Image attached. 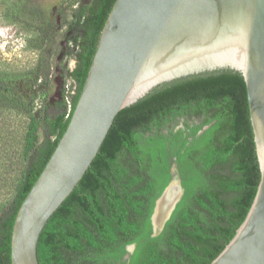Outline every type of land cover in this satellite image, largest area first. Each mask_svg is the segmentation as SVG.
I'll return each instance as SVG.
<instances>
[{
    "label": "trees",
    "instance_id": "trees-1",
    "mask_svg": "<svg viewBox=\"0 0 264 264\" xmlns=\"http://www.w3.org/2000/svg\"><path fill=\"white\" fill-rule=\"evenodd\" d=\"M114 1L61 0L48 9L13 0L4 9L5 22L27 34L26 47L38 56L28 68L0 69V120L28 119L13 189L0 194V264H11L17 210L66 129ZM60 52L71 54L74 66L60 74L62 93L51 101ZM172 162L184 191L152 236L150 217ZM259 180L242 75L218 69L163 82L117 113L90 166L42 229L39 263L209 264L246 217Z\"/></svg>",
    "mask_w": 264,
    "mask_h": 264
},
{
    "label": "water",
    "instance_id": "water-1",
    "mask_svg": "<svg viewBox=\"0 0 264 264\" xmlns=\"http://www.w3.org/2000/svg\"><path fill=\"white\" fill-rule=\"evenodd\" d=\"M218 69L238 71L244 79L260 180L243 222L209 264H264V0L114 1L66 129L17 210L11 264H40L42 229L90 166L122 108L158 84ZM54 83L51 101L61 96L62 77ZM170 173L150 217L152 236L184 191L175 162ZM173 185L177 194L167 199Z\"/></svg>",
    "mask_w": 264,
    "mask_h": 264
},
{
    "label": "rangeland",
    "instance_id": "rangeland-1",
    "mask_svg": "<svg viewBox=\"0 0 264 264\" xmlns=\"http://www.w3.org/2000/svg\"><path fill=\"white\" fill-rule=\"evenodd\" d=\"M12 1L0 0V69L20 70L35 63L38 51L26 47L25 32L15 25L6 23L3 19L4 9ZM36 1L49 9L61 0ZM58 62L59 71L55 73V76L66 73L72 68L74 57L67 54L64 57L61 56ZM54 91L55 87L50 97L53 96ZM2 118L0 120V194H8L13 189L14 179L20 167L19 152L22 146V133L28 119L20 114H10Z\"/></svg>",
    "mask_w": 264,
    "mask_h": 264
},
{
    "label": "built area",
    "instance_id": "built-area-1",
    "mask_svg": "<svg viewBox=\"0 0 264 264\" xmlns=\"http://www.w3.org/2000/svg\"><path fill=\"white\" fill-rule=\"evenodd\" d=\"M64 89H65V95H66L67 102L69 103V94L72 92L70 82H66V84L64 85Z\"/></svg>",
    "mask_w": 264,
    "mask_h": 264
},
{
    "label": "bare ground",
    "instance_id": "bare-ground-1",
    "mask_svg": "<svg viewBox=\"0 0 264 264\" xmlns=\"http://www.w3.org/2000/svg\"><path fill=\"white\" fill-rule=\"evenodd\" d=\"M177 191H178V189H177V187L175 186V185H173L171 188H170V190H169V192H168V197H167V199H169V198H171V197H174L176 194H177Z\"/></svg>",
    "mask_w": 264,
    "mask_h": 264
},
{
    "label": "flooded vegetation",
    "instance_id": "flooded-vegetation-1",
    "mask_svg": "<svg viewBox=\"0 0 264 264\" xmlns=\"http://www.w3.org/2000/svg\"><path fill=\"white\" fill-rule=\"evenodd\" d=\"M74 66V65H73ZM70 69H72V68H70Z\"/></svg>",
    "mask_w": 264,
    "mask_h": 264
}]
</instances>
